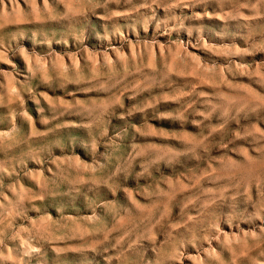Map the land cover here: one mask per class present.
<instances>
[{"label":"rangeland","instance_id":"obj_1","mask_svg":"<svg viewBox=\"0 0 264 264\" xmlns=\"http://www.w3.org/2000/svg\"><path fill=\"white\" fill-rule=\"evenodd\" d=\"M0 264H264V0H0Z\"/></svg>","mask_w":264,"mask_h":264}]
</instances>
